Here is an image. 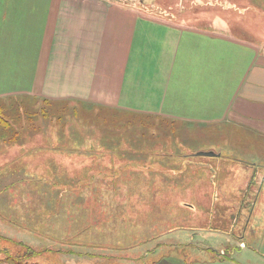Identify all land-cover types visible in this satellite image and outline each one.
<instances>
[{"label":"rangeland","instance_id":"1","mask_svg":"<svg viewBox=\"0 0 264 264\" xmlns=\"http://www.w3.org/2000/svg\"><path fill=\"white\" fill-rule=\"evenodd\" d=\"M121 1H137L141 11L154 13L160 5L169 8L192 0H156L157 6L149 0ZM212 1L255 6V28L264 35V0ZM192 10L199 13L201 8ZM182 12L177 15L185 16ZM0 100L10 108L19 102L24 111L32 102L26 97ZM22 114L23 120L12 122V128L0 127V257L7 262L85 261L53 251L30 258L24 244L30 234L21 232L25 223L20 221L38 204L57 210L50 213L52 226L58 227L52 235H60L67 249L95 253L94 264H155L166 258L175 264H225L230 259L264 264V248L256 242L264 236L260 138L259 154L201 156L199 152L227 147L251 148L253 139L243 142L228 137L232 129L217 127V136L210 133L207 144L205 129L188 122L74 103L40 100ZM193 141V149L203 150H190ZM201 161L211 165L202 166ZM40 241L42 246L44 237Z\"/></svg>","mask_w":264,"mask_h":264},{"label":"crops","instance_id":"2","mask_svg":"<svg viewBox=\"0 0 264 264\" xmlns=\"http://www.w3.org/2000/svg\"><path fill=\"white\" fill-rule=\"evenodd\" d=\"M206 1L170 9L160 5L157 11L163 13L158 14L141 11L137 1L0 0V99L26 97L36 104L74 103L188 122L207 130L205 141L210 133L217 136V127H227L233 130L228 137L252 138L253 147L211 149L216 157L227 151L259 154L257 140L264 141V35L255 28L256 8ZM155 2L149 0L151 6ZM204 9L214 10L206 15ZM194 142L190 150L202 151L193 149ZM204 161L202 166L211 165ZM260 182L259 195L264 175ZM50 213L57 210L38 204L28 211L20 221L25 223L21 232L30 234L24 244L37 255L53 251L85 260L79 264H94L95 253L67 249L60 235H52L58 227L52 226ZM1 218L2 213L0 224ZM263 238L256 240L257 247L264 248ZM0 264L11 263L0 257ZM155 264L175 263L166 258Z\"/></svg>","mask_w":264,"mask_h":264},{"label":"trees","instance_id":"3","mask_svg":"<svg viewBox=\"0 0 264 264\" xmlns=\"http://www.w3.org/2000/svg\"><path fill=\"white\" fill-rule=\"evenodd\" d=\"M31 105L30 103H27V105H30V106H26V112L23 110V106L21 103H16L15 105H11L12 108H14V110L12 108H10L9 106H6V105H3L1 104V100H0V127H11L12 128V122H15L16 124H18V122L20 123L24 116L22 114V112L26 113L28 112V110H32V108H34L37 104H36V101L35 100H31ZM45 103H51L49 101H44ZM11 110H10V109ZM15 111V114L14 116L12 117V112ZM30 118V117H29ZM28 118V115H27V121H29L30 119ZM26 248H29L31 250L30 252V258L32 257H35L37 255V252L34 251V249H32V247L30 246H27ZM29 256V254H28ZM17 259H18V256H17ZM19 264V263H17Z\"/></svg>","mask_w":264,"mask_h":264},{"label":"water","instance_id":"4","mask_svg":"<svg viewBox=\"0 0 264 264\" xmlns=\"http://www.w3.org/2000/svg\"><path fill=\"white\" fill-rule=\"evenodd\" d=\"M199 155H201V156H204V155H206V156H215L217 154L215 152H199Z\"/></svg>","mask_w":264,"mask_h":264}]
</instances>
